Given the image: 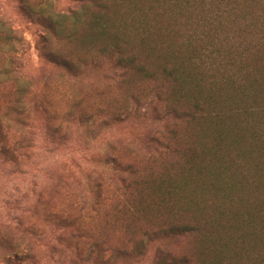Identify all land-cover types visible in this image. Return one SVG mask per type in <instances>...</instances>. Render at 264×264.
<instances>
[{
  "label": "rangeland",
  "instance_id": "374dc122",
  "mask_svg": "<svg viewBox=\"0 0 264 264\" xmlns=\"http://www.w3.org/2000/svg\"><path fill=\"white\" fill-rule=\"evenodd\" d=\"M211 1L0 0V264L12 259L15 247L30 251L31 240L22 232L32 227L49 238L80 232L79 251L58 246L60 254L52 258L60 264H101L93 258V242L121 251L114 260L112 252L105 255L109 264H264V241H257L264 237L258 214L264 213V80L248 76L236 84L255 91L248 103L240 95L233 100L260 109L234 120L245 121L250 134L221 147L211 129L203 139L229 162L237 160L245 196L235 201L200 187L204 157L198 129L157 118L165 106L188 110L186 96L208 103L218 96L219 102L209 84L195 90L164 77L181 50L180 65L191 51L212 44L264 76V38L246 25L264 13V0H233L238 11L225 17L218 36L203 34L196 24L201 11L226 8ZM191 29L204 39L184 50ZM116 42L141 73L115 65ZM235 71L214 69L207 76L221 79ZM156 90L164 104L157 102ZM221 99L232 104L229 95ZM158 136L172 152H157ZM116 162L134 175L119 172ZM123 176L130 183L126 193L117 179ZM211 218L223 231L211 226ZM245 218L256 229L247 231ZM173 222H196L201 232L169 238L162 233ZM240 234L247 241L233 242ZM218 240L228 243L220 246ZM138 242L145 248L142 258L134 255ZM33 255L55 264L45 248Z\"/></svg>",
  "mask_w": 264,
  "mask_h": 264
},
{
  "label": "trees",
  "instance_id": "16d2710c",
  "mask_svg": "<svg viewBox=\"0 0 264 264\" xmlns=\"http://www.w3.org/2000/svg\"><path fill=\"white\" fill-rule=\"evenodd\" d=\"M214 2H219L221 5L223 2H225L226 8L222 11L218 10L210 13L201 11L198 14L199 17L196 19V24H198V28H201L204 31L203 34L207 33L218 36L219 34H222L224 27H226L224 23L225 17L236 15L238 6L237 2H234L233 0H212L210 4L213 5ZM250 20L252 25L246 24L247 29L249 30L248 32L250 34L255 33L257 36L264 38V13L251 16ZM98 29H100L101 32H105L106 27L102 23H98ZM190 34L191 35H188L182 46L184 50L193 48V44L195 42H200L204 39V35L201 38L198 37L196 30L193 31V29H191ZM114 48L116 50L114 62L117 67L126 71L136 70L139 73L142 72L143 69L137 66L135 59L125 61L122 53V47L118 42L115 43ZM213 48L215 47L210 44L208 47H204L197 54L191 51L189 55H187V59H184V62H182L181 65L179 61H176V56L181 57L183 55V51L181 50L182 53H175L172 59L171 67L166 68L163 71V75L165 78L171 79L174 83H179V85L182 87L185 85L192 86V89L195 90L203 89L207 84H209L212 93L219 92V102L218 96H214V99L209 97V103L208 100H205L201 97H195L193 95L186 96L185 102L191 104L188 110L183 111L172 106H165L164 114H159L157 118L160 122H164L166 119H172L173 121L182 120L183 122L189 123L198 129V134L201 135L200 149L202 150V156L204 157V161H202L204 166L201 167L199 173L201 180H203L201 181L200 187L202 189L211 188L215 192L219 193L225 192L227 196L230 198L233 197V201H235L239 194L241 195V198L245 196L240 189V184L237 183L241 182V180H238V178H241V176L238 175L239 170L237 168V160L229 162L230 160L225 152L217 148V152L208 148V146L203 143V139L206 138L205 132L208 129H211L213 132L212 136L216 141L217 147H221L225 142L236 145L238 138H242L245 135L250 134L249 132H246L244 127L245 121L238 123V121L236 122L234 120L238 117H252L260 109L255 105L239 106V104L233 100L238 98V95H240L242 96V99L245 101V103H248V101L251 99V95L254 94L253 92L255 91L248 89L243 82L237 88L236 84H240L241 80L248 76H256L261 82H263L264 76L259 74L255 67L249 66L244 62L237 61L238 59L232 60L231 53H221L215 51ZM190 66H194L195 73H191ZM214 69H217V71L226 70L231 72L236 69V71L232 76L226 73L221 79H218L213 75L207 76V73H213ZM144 74L146 73L144 72ZM257 81L258 80L256 79L255 84H257ZM228 95L231 96L230 102L235 106L232 104H227V102H222L221 97L225 98ZM255 95L259 94L255 93ZM155 97L157 102H160L161 104L165 103L160 90L155 91ZM156 138L153 140V142L160 148H157V152H159V154L161 152L173 151L171 147L164 143L159 136ZM254 139H257V135H255ZM5 153L10 154L7 150H5ZM242 153L244 154V152ZM115 167L117 170H119V172H122V174H127L128 177L134 175L133 170L123 169L117 162ZM128 177H117L119 188L124 193L130 190ZM258 214L260 216V222L262 223V230H264V213ZM13 220L17 223V225L21 226L20 218H15ZM209 221L212 223L211 226L216 228L215 230L223 231L224 227L220 226L219 224L217 225V218H211ZM242 222L247 231L256 229V226L253 228V223L249 218H245V220H242ZM61 229H64V227ZM75 232H79V230H76ZM199 232H201V229L198 227L196 222H189L186 225H183L179 222H173L165 227L162 234L168 236L169 238H175L178 236L194 235L198 234ZM22 233H24V235L29 237L31 240L29 243L30 251L21 250L20 247H15L12 253V259L5 260L6 264H43V259L41 260V258L33 255V250L37 248H45L49 253V256L51 255L49 259L55 264H60V261L57 262L52 258V256H59L60 248L58 246L69 245L70 248L78 250L77 242L81 239L80 232L74 233V235L70 237L56 235L54 238H49L34 227L24 229ZM252 235L254 237H258L253 231ZM263 239V236H259L257 241L262 242L264 241ZM238 241L245 243L247 241V237L240 234L238 235L237 239H234L233 242L236 243ZM223 242L226 244L228 243L226 240H218V244L220 246ZM142 246V242H138L135 245L136 250L134 249V255L139 258L145 256L143 252L145 248ZM91 248L92 254H94V260L101 264H109V260L105 259L104 257L110 252H112L111 255H113L109 259L114 260L118 258V255H114V253L117 251L113 252L109 248H104L101 243L93 242ZM120 252L121 251H118L117 253ZM215 258H219V255H215ZM183 262L184 264L189 263V261Z\"/></svg>",
  "mask_w": 264,
  "mask_h": 264
}]
</instances>
